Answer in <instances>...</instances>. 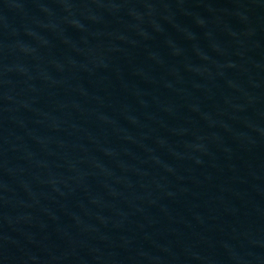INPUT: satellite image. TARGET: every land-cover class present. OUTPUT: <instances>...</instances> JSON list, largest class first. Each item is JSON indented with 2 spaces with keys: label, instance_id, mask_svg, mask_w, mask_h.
<instances>
[{
  "label": "water",
  "instance_id": "95a60500",
  "mask_svg": "<svg viewBox=\"0 0 264 264\" xmlns=\"http://www.w3.org/2000/svg\"><path fill=\"white\" fill-rule=\"evenodd\" d=\"M0 264H264V0H0Z\"/></svg>",
  "mask_w": 264,
  "mask_h": 264
}]
</instances>
